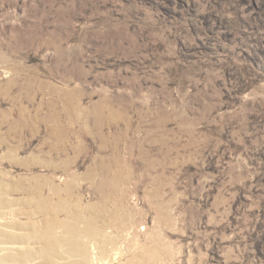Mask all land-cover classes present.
<instances>
[{
	"label": "rangeland",
	"instance_id": "obj_1",
	"mask_svg": "<svg viewBox=\"0 0 264 264\" xmlns=\"http://www.w3.org/2000/svg\"><path fill=\"white\" fill-rule=\"evenodd\" d=\"M1 184L0 256L264 264V0H0Z\"/></svg>",
	"mask_w": 264,
	"mask_h": 264
},
{
	"label": "bare ground",
	"instance_id": "obj_2",
	"mask_svg": "<svg viewBox=\"0 0 264 264\" xmlns=\"http://www.w3.org/2000/svg\"><path fill=\"white\" fill-rule=\"evenodd\" d=\"M0 189H2V191L6 190L5 188H3L2 184L0 185ZM7 226H9V225H7ZM72 233H73V236L70 238H56V239H54L52 237L51 229L47 228L45 230L41 239L45 245L44 249H46V250H44V252L42 254L40 253V255L45 259L46 264H51V261H50L51 255H52L53 251H55L57 249L59 244H67L72 249H74L77 254L80 253L77 251L76 244H75V236L78 234V230L73 228ZM12 239L9 237L8 241H6V242H8V243L14 242V240L11 241ZM20 240H21V243H27V240L25 238L20 239ZM5 258H8L9 260H4ZM31 260H32L31 255L29 253H26V252H15L8 257L0 256V264H18V263L30 264ZM13 262H16V263H13Z\"/></svg>",
	"mask_w": 264,
	"mask_h": 264
}]
</instances>
